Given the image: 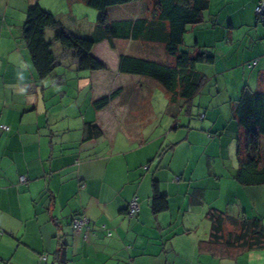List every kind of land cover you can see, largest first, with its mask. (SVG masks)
<instances>
[{
    "label": "crops",
    "instance_id": "1",
    "mask_svg": "<svg viewBox=\"0 0 264 264\" xmlns=\"http://www.w3.org/2000/svg\"><path fill=\"white\" fill-rule=\"evenodd\" d=\"M62 1L71 11L79 2L90 12L85 0ZM260 1L208 0L182 47L214 59L195 66L203 81L199 92L172 103L159 82L118 71L120 54L172 64L155 39H115L114 48L102 41L93 54L107 68L86 70L48 28L55 66L39 78L22 25L30 4L50 12L56 4L0 0V123L9 127L0 129V264H264V237L255 241L251 225L245 238L233 237L243 232L233 223H260L264 234L263 211L240 194L258 187L234 178L237 156L229 172L223 157L218 171L199 179L190 172L192 143L214 144L221 154L230 129L231 141L244 139L232 106L243 91L264 90V23L255 13ZM153 9L151 1H133L110 7L108 18L152 19ZM59 20L80 36L96 28V18L74 19L79 31ZM114 91L110 104L94 108V100ZM154 185L168 201L157 213ZM134 196L139 211L130 217ZM212 213L224 217L217 235ZM78 215L88 229L73 227Z\"/></svg>",
    "mask_w": 264,
    "mask_h": 264
},
{
    "label": "trees",
    "instance_id": "2",
    "mask_svg": "<svg viewBox=\"0 0 264 264\" xmlns=\"http://www.w3.org/2000/svg\"><path fill=\"white\" fill-rule=\"evenodd\" d=\"M133 1H151L154 3L153 17L134 20H115L108 18V9ZM87 6L98 12L96 28L91 36H80L69 31L52 12L44 9L38 2L27 7L22 25V36L30 53L32 64L39 78L48 76L55 66V55L46 30H54V38L65 48L72 51L81 69L102 70L107 65L93 54L96 44L107 41L114 48L115 39L161 42L164 51L173 63L161 62L120 54L118 71L139 75L159 82L169 95V101L191 100L202 86V76L195 69L196 64L212 62L214 55L208 52L190 53L183 46L184 34L188 26L202 19L208 0H85ZM259 20L258 16L256 15ZM260 21V20H259ZM157 23V24H156ZM264 23V22H262ZM156 24V30H153ZM159 25V26H158ZM118 91L106 94L93 101L94 108L106 107L117 96ZM233 117L244 131V139L237 142L236 156L238 167L234 178L243 185L264 184V151L261 138L264 136V90L243 91L232 106ZM166 195L153 187L151 208L154 213L167 208ZM214 235L222 229L224 217L211 214ZM256 222L260 221L255 219ZM243 232L234 233V240L245 238L250 225L254 235L264 237L260 223H233ZM229 239L226 244H229ZM59 251L56 260L61 259ZM60 263V262H59Z\"/></svg>",
    "mask_w": 264,
    "mask_h": 264
},
{
    "label": "rangeland",
    "instance_id": "3",
    "mask_svg": "<svg viewBox=\"0 0 264 264\" xmlns=\"http://www.w3.org/2000/svg\"><path fill=\"white\" fill-rule=\"evenodd\" d=\"M20 1L21 0H14V2L19 3V4H20ZM43 1H47V0H43ZM50 1H52L53 3L56 4V5L53 4L54 7H51L52 8L51 12H53L54 15L57 14V18L58 19L61 18L62 21L73 31H75V30L79 31V29H78L79 23H76L74 25V23H75L74 19H76V18L82 19L83 17H84V20H86V21L90 20L92 18L97 19L98 12L95 9L88 7L87 9H89L88 11H90L88 13V12H86V10L83 8V6L79 2H75L73 4V9L71 11L70 5H68V2H66L64 4L63 3L64 1H62V0H50ZM92 13H93V15H92ZM109 14L111 17L113 16L112 10H110ZM85 25H87V24H85ZM187 34L190 35V32H188ZM185 43L187 44V46L190 45V41H189L188 37L186 38ZM198 117H199V115L196 114L193 122L199 121ZM196 128H198L197 130H199L201 128V126H197ZM208 130H210V129H205L204 133L209 134ZM230 130L232 131V129H230ZM230 130L228 131V133L224 137L225 148L223 149V151H221V154L218 152L217 146L214 144H210L208 146V145H206V143H192L190 145V158H191L190 159V172L194 173V177L199 179V178H202L204 175L212 173L214 170H217V171L220 170L222 167V157L225 158L224 162H225V165L227 166L224 168L226 169L227 172L231 171V166H232L231 162L236 161L235 152H236V147H237V138H234L231 141V137H232L233 133H231ZM211 133L214 136V138H216V139L218 138V136L215 137L216 133H214L213 131ZM228 142H229V144H228ZM262 144H263L262 148L264 150V141H262ZM251 186L258 187L257 188L258 190H256V192H252V193L249 192L251 195H248L249 193H247V192H242V193L240 192V194L244 195L245 199L247 198L246 200L249 201L250 206L253 209H254V206L256 204L257 207L260 210H262L264 213V185L259 184V185H251ZM240 194H239V198H241ZM252 197H253V199H252ZM251 201H253V202H251ZM236 202L237 201H236L235 197H233L231 204H235ZM248 209H249V211H251L250 207ZM262 216H264V215L262 214Z\"/></svg>",
    "mask_w": 264,
    "mask_h": 264
},
{
    "label": "built area",
    "instance_id": "4",
    "mask_svg": "<svg viewBox=\"0 0 264 264\" xmlns=\"http://www.w3.org/2000/svg\"><path fill=\"white\" fill-rule=\"evenodd\" d=\"M255 13L258 16L259 20L261 22H264V0L260 1L256 5ZM0 129H3L5 131H7L9 129V127L7 125H4V124L0 123ZM20 181L21 182L26 181V177L25 176H21L20 177ZM127 211H128V215L130 217H135L136 214L138 213V211H139V203H138V199H137L136 196L132 197L131 200L129 201ZM72 225L78 231H81L84 228L88 229V220L85 217H83L81 215H78V216L73 218ZM108 234H110V232H108Z\"/></svg>",
    "mask_w": 264,
    "mask_h": 264
}]
</instances>
